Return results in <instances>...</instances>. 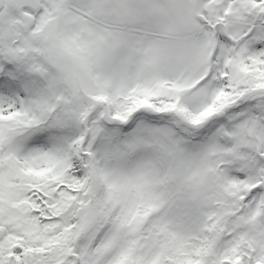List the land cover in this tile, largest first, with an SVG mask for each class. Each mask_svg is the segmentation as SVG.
<instances>
[{"label":"snow or ice","instance_id":"obj_1","mask_svg":"<svg viewBox=\"0 0 264 264\" xmlns=\"http://www.w3.org/2000/svg\"><path fill=\"white\" fill-rule=\"evenodd\" d=\"M0 264H264V0H0Z\"/></svg>","mask_w":264,"mask_h":264}]
</instances>
